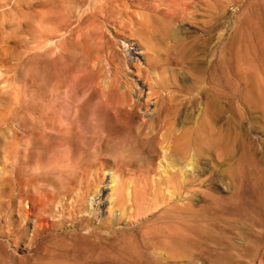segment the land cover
<instances>
[{
    "label": "rangeland",
    "instance_id": "obj_1",
    "mask_svg": "<svg viewBox=\"0 0 264 264\" xmlns=\"http://www.w3.org/2000/svg\"><path fill=\"white\" fill-rule=\"evenodd\" d=\"M92 1L0 0V264H264V0H206V120L220 128L215 126L218 134L207 138L210 148L198 159L173 162L188 177V188L174 191L157 183L173 165L158 148L159 134L148 127L115 132L109 141L106 131L97 130L94 138L92 130L45 125L65 112L51 101L88 84L89 76L82 72L78 78L73 63L94 64L95 44L108 38L123 59L124 75L137 86L131 96L145 101L149 93L136 75V66L145 65L144 47L130 56L129 44L136 42L130 35L117 33L107 20L91 24L86 18ZM201 6H194L195 20L178 22L177 28L201 33ZM153 103L151 97L148 109L140 107L142 118L152 114ZM75 164L81 169H72ZM119 174L130 191L137 184L143 195L132 216L134 206L127 205L121 216L110 199ZM19 177L26 183L22 188ZM70 184L74 193L82 188L81 214L89 219L33 237V223L24 220L26 208L34 209L27 195L58 199ZM157 186L160 192L151 193ZM94 192L103 197L101 209L93 203ZM70 204L69 197L66 210ZM109 214L112 219L99 224V216Z\"/></svg>",
    "mask_w": 264,
    "mask_h": 264
},
{
    "label": "bare ground",
    "instance_id": "obj_2",
    "mask_svg": "<svg viewBox=\"0 0 264 264\" xmlns=\"http://www.w3.org/2000/svg\"><path fill=\"white\" fill-rule=\"evenodd\" d=\"M196 4H201L204 7L202 9H204L205 11L204 18L200 20V23L202 25L201 33L198 34V32H195V33L186 32V31H182L181 29L177 28L176 24L178 22H181V21L187 22L189 20H195L194 6ZM87 7L89 8V5H87ZM70 16H71V13H70ZM65 17H68V14L67 16L65 15ZM86 19H88L90 23L92 22L93 24H96V23L99 24L102 22V20H107L114 25L117 33L128 34L132 37L131 39L136 40V42L135 41L131 42L129 44V49H127V54L130 56H131V53L137 52L136 50L137 46L138 48L140 46L144 47L145 50L142 52V55L144 56V59H145V65L142 66L140 64L138 65L135 64V66L137 65L136 75L138 76V78L142 79L144 83H146V85L149 88V93L147 94V98L145 101H143L141 98H135L131 96V89L134 88L137 91L138 90L136 88L137 86L135 87L134 84H132L129 81V78H127L124 75L126 73H124L123 61H122L123 59H121L119 50L115 47L114 40L111 38H108L103 42L99 41L95 44L94 55L91 58V61L94 64L92 63H79V64L73 63L72 66L78 78L81 77V74L83 73L89 76L90 79L88 81V84L80 88L78 87L74 95H67L63 97L61 100H59L58 102L51 101V104L58 103L59 105L64 107L65 112L63 114H60V116H57L56 120H51L54 118L51 116L52 118L51 119L49 118L50 121L46 122L45 125L51 126L57 131L64 130L65 126H68V128L69 127L78 128V129H81V131L82 130H92L94 133L92 137L94 138H99V133L97 130H100V131L102 130V131L107 132V137L105 140H109V141H111L110 138L112 139V137L110 136H112V134H116L115 132H121L122 134L124 130L130 129V128L148 127L156 134H159V138H158L159 141H157V145L160 144L161 146L159 145L158 148L160 147L162 148L163 156L166 158L165 160H168V162L170 163L168 164L173 165V167L171 168L170 166L169 169H167L166 167L167 171L169 172V174L168 173L166 174L168 175L167 177L162 176L160 174L161 176L159 178V181L157 182L158 185L165 184V187L166 185L167 187L168 186L171 187V189L169 190H172V191L177 190L184 186L187 187L184 184L186 183L185 179L186 178L188 179V177H186L185 175L186 169L183 170L182 168H179L180 166L178 165H176L178 166L176 167L175 163L178 161L180 162V161H185V160L190 161V159H195V158L198 159L201 155L207 152L208 148H210V146L207 144V138L212 139L213 137L216 136V134H218V130L216 128L218 125L217 126L215 125L216 126L215 127L214 125L209 124L206 120V107H207V102L209 101V100L208 101L206 100V80H207L206 79V70H207L206 69V61H207L206 60V0H93L91 4V9L87 13ZM66 20L68 21V19ZM63 22H64V19H63ZM133 45H135L136 47L133 48L134 47ZM130 56H127L125 58L127 63L131 62ZM105 63L108 64V67H106L107 72L103 74V72H105L104 70L105 69L104 66L106 65ZM67 72L68 74L71 72L70 67L67 69ZM103 77L105 78V82H104V79L98 81L99 79ZM59 83H62V82H60L59 80ZM61 85L62 84H60V86ZM61 89H62V86H61ZM50 95H52V93ZM151 97L154 99V103H153L155 105V108H153L154 111L148 118H145V117L142 118L145 115H144V112L140 111V107H145L148 109L147 105L150 103ZM41 101H43V99ZM49 102H46V103L48 104ZM216 106H217V102H216ZM197 115L199 117H197ZM42 116L43 115H41V117L39 118H42ZM37 120L34 125H37V124L39 125ZM24 126H25V123L21 117L17 120V127L19 129H22L24 128ZM226 126H228V124ZM71 132L73 134V130ZM87 140L88 139H86V141ZM158 142L160 143L158 144ZM74 143L77 144V142H74ZM95 143H97V141ZM210 143H212V141ZM215 143L217 144L218 142L215 141ZM83 144H85V142ZM218 147H220L219 144H218ZM175 160L177 161L173 163ZM76 161L77 160H75V162ZM80 166L78 164H75L74 166H72V169H75L78 167L79 169H81ZM238 166L239 165H237V167ZM181 167L183 166L181 165ZM162 170H164L165 172L164 168ZM203 170L204 169H202V171ZM120 171L121 170H119V172ZM82 176L84 178V175ZM184 176L186 178H184ZM21 177H23V175ZM67 182L66 184H68ZM114 182H115V186L113 187V190H112L114 192L111 193L112 195L110 198L112 199L113 206L118 207V209L121 212L120 213L121 216L122 214H124L125 209L129 207V206L127 207V205H130V208L134 206V209L130 211V216L138 213V208L140 206L139 204L142 201L143 195L139 191L137 184L133 186L131 185L132 189L130 191L127 186L126 181L124 180L121 174H119L118 177L114 179ZM18 183H19V186L22 188L25 182L23 179L20 178ZM27 184H29V182ZM73 186L71 184L70 186L66 185V189L65 191H63V194L61 192L62 190L60 189L61 190L60 192L62 195L60 194L58 199H54L53 196L51 197L48 195H41L39 197H33L31 195H27L28 197L27 199H29V201L33 204L34 209L26 208L25 214H24V220L26 222L30 221L33 223V228H32L33 237L39 232V230L41 231L43 229H48L55 225H63V224L80 226V224H83V222L89 219L81 214V210L84 208L83 207L84 206V201H83L84 193L82 194V192H80L82 191V188H79L81 190L78 192L75 191L76 193H74ZM80 187H81V184H80ZM160 187L157 186V188L155 187L156 189L153 188L154 190L153 192L151 191V193L156 194L157 190L158 191L160 190ZM144 188L146 190H149V183L147 182V180L144 185ZM95 192H94L95 197H94L93 203L97 206V208L101 209L104 203L103 197L101 196V194L96 195ZM69 197L71 200V204H70L71 207L70 209L66 210L65 204H66L67 198ZM157 197H158V194H157ZM130 201L132 202L131 204H129ZM143 202L145 203V201ZM55 206L60 207L61 210L57 211L58 209L56 210ZM104 217H107V216H104ZM99 218H100L99 224L101 223L105 224L106 222L112 219L111 215L110 217L106 219H103L100 216ZM87 223L88 222H86V224ZM23 235L21 237H23ZM83 263L85 264V262Z\"/></svg>",
    "mask_w": 264,
    "mask_h": 264
}]
</instances>
